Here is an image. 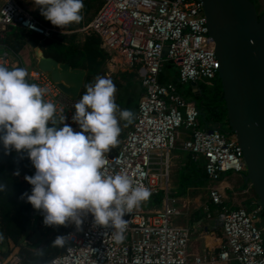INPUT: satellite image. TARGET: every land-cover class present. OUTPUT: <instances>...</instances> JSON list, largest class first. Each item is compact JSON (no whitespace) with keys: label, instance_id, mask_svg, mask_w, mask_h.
Masks as SVG:
<instances>
[{"label":"built area","instance_id":"2783aa9c","mask_svg":"<svg viewBox=\"0 0 264 264\" xmlns=\"http://www.w3.org/2000/svg\"><path fill=\"white\" fill-rule=\"evenodd\" d=\"M103 6L83 29L96 34L103 48L127 70L134 71L143 88L132 128L110 154L105 153L104 172L126 173L133 186L146 187L151 194L168 189L171 155L181 131L187 132L184 150L196 163H203L209 181L207 192L219 208L223 233L217 250L191 257L188 246L191 230L177 226L178 212L169 199L160 211L134 208L124 239L117 243L111 228L93 227L89 214L82 230L63 226L70 246L47 264H264L263 210L228 206L220 184L228 174L244 177L243 151L231 133L203 129L201 111L178 93L171 81H161L171 66L180 85L217 81L220 64L215 43L209 34L201 0H102ZM25 21L35 25L29 29ZM0 26L22 28L46 39L61 35L27 13L15 0H7L0 11ZM167 50L164 56V51ZM8 53L0 54L7 67ZM114 61V60H113ZM29 83L46 89L44 98L65 123L80 131L71 119L77 100L64 95L36 67L27 75ZM174 201V200H173ZM26 242V241H25ZM0 264H21L19 248L0 251Z\"/></svg>","mask_w":264,"mask_h":264},{"label":"clouds","instance_id":"9594fccd","mask_svg":"<svg viewBox=\"0 0 264 264\" xmlns=\"http://www.w3.org/2000/svg\"><path fill=\"white\" fill-rule=\"evenodd\" d=\"M31 2L45 20L64 30L83 18L84 0ZM25 25L30 30L36 27L28 21ZM26 77L24 68L0 65V146L5 155L12 150L26 152L35 168L34 175L24 177L32 188L21 199L40 212L46 227L73 224L81 231L90 214L93 227L111 228L113 239L120 243L128 224L125 215L151 195L146 187L133 186L128 174L109 175L103 170L105 153L121 133L119 121L131 123L134 113L119 109L115 84L100 76L73 105L71 119L80 129L74 131L65 115L44 98L46 89ZM7 188L0 180V193ZM71 236L57 235L51 246L62 247Z\"/></svg>","mask_w":264,"mask_h":264},{"label":"water","instance_id":"95a60500","mask_svg":"<svg viewBox=\"0 0 264 264\" xmlns=\"http://www.w3.org/2000/svg\"><path fill=\"white\" fill-rule=\"evenodd\" d=\"M201 1L220 64L218 79L227 111L228 128L216 123L212 129L234 135L246 165L243 178L253 188L264 213V11L260 13L253 0ZM28 45L36 68L64 95L78 100L87 70L47 56L38 43ZM191 86L196 88L198 84ZM41 236L37 230L30 243H36Z\"/></svg>","mask_w":264,"mask_h":264},{"label":"trees","instance_id":"16d2710c","mask_svg":"<svg viewBox=\"0 0 264 264\" xmlns=\"http://www.w3.org/2000/svg\"><path fill=\"white\" fill-rule=\"evenodd\" d=\"M253 1L256 2V0ZM34 13L35 16L32 13L30 15L44 26H48L46 25L47 20L43 19L39 10ZM76 37L77 35H59L53 39H46L22 28L6 27L3 29L0 26V45L11 49L15 53L20 52L28 42H34L42 47L47 56L54 57L61 62H67L74 68L86 69L87 78L82 91L83 95L87 85L93 84L97 77L104 75L105 63L111 57L103 50L95 48L94 45L101 42L100 38L89 36L83 43L77 44ZM165 71V74L169 73V76H172L170 75L173 73L171 66H167ZM133 73L137 76L135 72ZM165 76L167 75H163L161 81H167L164 80ZM171 82L177 86V89L182 86L176 78ZM116 86L117 89H121L125 93L126 101L124 98L123 100L127 103L126 109L135 108L133 102L135 94L138 93L137 87L133 86L131 81H127L124 86L119 84H116ZM138 86L143 93L141 82ZM184 98L187 101L189 100L188 102L190 100L195 101V105L203 113V118L201 116L199 118L201 128L209 129L216 123L228 128L227 111L218 78L214 82H199L196 88L192 87L187 94H184ZM17 170L19 175H14ZM34 174L35 168L26 152L21 151L18 153L12 150L5 155L4 149L0 146V180L8 186L5 192L0 193V233L5 241H9L13 246L19 248L21 264H47L54 257L64 253L70 246L68 241L62 247L51 246V242L57 235H64L63 226L44 241L40 247L43 248L42 253L39 251L40 248L32 250L22 246L27 238V229L34 211L32 205L26 199H21L22 194L25 192L30 193L32 188L24 177Z\"/></svg>","mask_w":264,"mask_h":264},{"label":"crops","instance_id":"0c3cea01","mask_svg":"<svg viewBox=\"0 0 264 264\" xmlns=\"http://www.w3.org/2000/svg\"><path fill=\"white\" fill-rule=\"evenodd\" d=\"M87 1V4L89 3L88 5L90 8L87 9L86 16H83L81 10V15L83 17L82 20H84L83 23H81L82 20L79 22V27L81 26L85 28L100 11L96 3L100 1L102 2V0ZM16 2H23L24 5H28L29 7L21 6L23 10L27 12L30 11L26 8L32 11L39 10L32 4L31 0H16ZM32 14L34 15L35 13L32 12ZM46 25H48V27H56L60 30L61 35L63 36L77 35L75 39L77 44L83 43L89 36L98 37L94 33L85 32L83 30L84 28L80 30V28H72L68 25L64 30L61 27L48 24V21ZM67 31H70L69 34ZM79 32H82V36L78 34ZM94 46L98 50H103L110 56V54L103 48L102 42L99 44L97 43ZM5 52L8 53L7 67L9 69L14 66L21 67L26 69L28 75L32 70L30 67H36V60L34 58L33 51L28 44L24 46V48L18 53H15L11 49L0 45V54ZM113 60L112 57L108 59L104 68L107 64L110 65V63L116 62V59L114 61ZM133 72L134 71L127 70L124 66L119 64L117 59V84L124 86L126 85L127 81H131L133 86L137 87L138 93H136L134 96L133 105H135V108L131 109V111L134 113L132 122L127 123L125 121H119L121 133L118 137L116 145L110 147V149L107 151L109 153L106 154L114 153L119 148L120 143L132 128L131 126L133 125L137 114L142 91L138 86V84L140 85L139 78ZM166 75L167 76H165L164 80H175L173 73L170 74L172 76H169V73ZM26 79L28 80L27 77ZM117 91H119V89H117ZM124 94L125 93L123 92V95ZM123 98L125 100V97L123 96L122 101L120 102L117 100L119 109L127 108V103L125 102L126 100L124 101ZM190 102L195 101L190 100ZM201 117L203 118V115H201ZM186 137L187 132L181 131L176 142V148L172 152L168 189L161 190L157 194H151L146 201L141 203V207L146 211H160L163 209L167 199H169V204L176 208L178 212L177 216L174 217L175 224L183 228H188L192 232L191 240L188 246V253L191 257H196L202 256L209 250H217L222 242L223 233L219 220V208L211 202L207 192L209 181L204 172L203 163L194 162L191 158V155L184 150V141ZM220 187L225 196L226 204L233 208H236L238 205H242L249 209L253 204L258 202V198L251 185L246 183L244 178L235 174H228L222 180Z\"/></svg>","mask_w":264,"mask_h":264},{"label":"rangeland","instance_id":"374dc122","mask_svg":"<svg viewBox=\"0 0 264 264\" xmlns=\"http://www.w3.org/2000/svg\"><path fill=\"white\" fill-rule=\"evenodd\" d=\"M93 1H95V0H93ZM87 2H88L87 0H84V8L82 9L83 16L87 15V9L90 8L89 5H88L89 3L87 4ZM100 2L96 3L99 10L103 6V3L101 2V4H100ZM18 4L20 6H23V7L24 6H28V5H24L23 2H20ZM255 4H256L257 9H258V11L260 13L264 11V0H256ZM5 5H6V0H0V11L5 7ZM35 7H37V6H35ZM26 9L29 10L30 13H32V12L34 13L36 11V10L32 11V10H30L28 8H26ZM27 13H29V12H27ZM83 20H82L81 23H83ZM48 24H51V22L48 21ZM78 25H79V23H73V24L69 25V27L80 28V30L82 28H84V27H81V26L79 27ZM71 30H73V29H71ZM67 32L69 34L70 31H67ZM78 34H80L82 36V32H79ZM115 61L116 62H114V63H110V65L109 64L106 65L105 73H104L103 77L111 79L113 81V83L115 84V87H116L115 101L117 103V100L120 102V100H122V97L125 96V94L123 95V92H122L121 89H119V91H117V86H116V84H117V59ZM30 68L34 69L33 66L30 67ZM191 89H192L191 84H185V85L180 86V88H178V93L182 94L183 97H184V94H187ZM42 221H43L42 215L40 214V212H38L37 210L34 209V211L32 213L31 220H30V224H29L28 229H27V238L25 240L26 242L24 241L22 246H24L26 248H29V249H32V250H37L43 245L44 241L47 238H49L52 234H54L57 231H59L61 229V227H62V226L46 227V226H44ZM262 222L264 223V219H263ZM37 230H40L42 232V236H41V238L39 240H37L36 243L32 244V243H30L29 239ZM15 248L16 247L13 246L9 241H5L4 238L2 240H0V251L1 252H4V253L10 252L11 249H15Z\"/></svg>","mask_w":264,"mask_h":264}]
</instances>
